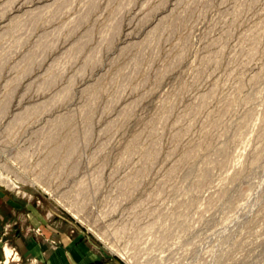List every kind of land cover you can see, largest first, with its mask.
I'll return each mask as SVG.
<instances>
[{
    "label": "rangeland",
    "instance_id": "374dc122",
    "mask_svg": "<svg viewBox=\"0 0 264 264\" xmlns=\"http://www.w3.org/2000/svg\"><path fill=\"white\" fill-rule=\"evenodd\" d=\"M5 201L120 264H264V0H0Z\"/></svg>",
    "mask_w": 264,
    "mask_h": 264
},
{
    "label": "crops",
    "instance_id": "0c3cea01",
    "mask_svg": "<svg viewBox=\"0 0 264 264\" xmlns=\"http://www.w3.org/2000/svg\"><path fill=\"white\" fill-rule=\"evenodd\" d=\"M9 205H0V264L3 259L1 247L5 243L17 249L21 258L19 264H120L86 236L54 230L31 206L14 218L18 205ZM3 208L12 209L11 220ZM36 227L38 232L33 230Z\"/></svg>",
    "mask_w": 264,
    "mask_h": 264
},
{
    "label": "bare ground",
    "instance_id": "6f19581e",
    "mask_svg": "<svg viewBox=\"0 0 264 264\" xmlns=\"http://www.w3.org/2000/svg\"><path fill=\"white\" fill-rule=\"evenodd\" d=\"M28 180H29V179H28L26 176H23L22 179H21V181H23V182H27ZM29 182H30V184H32V185H35V184H36V183H34V181H29ZM38 184H39V183H38ZM38 184H37V185H38ZM42 190H43V189H42ZM48 190H49V189H48ZM48 190H45V192L48 193V192H47ZM76 216H77V215H76ZM110 250H111L113 253L118 254V255L120 256V258H122V259H126V258H125V255H124L123 253H122V254H121V253L119 254V252H118L117 250L115 251V250H113L112 248H110ZM9 258H10V257H9ZM8 261H9V260H8Z\"/></svg>",
    "mask_w": 264,
    "mask_h": 264
}]
</instances>
